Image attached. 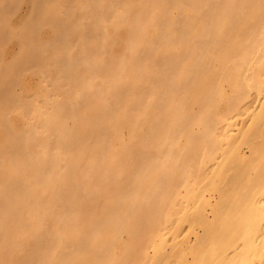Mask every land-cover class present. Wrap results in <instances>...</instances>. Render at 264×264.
<instances>
[{"label": "bare ground", "instance_id": "6f19581e", "mask_svg": "<svg viewBox=\"0 0 264 264\" xmlns=\"http://www.w3.org/2000/svg\"><path fill=\"white\" fill-rule=\"evenodd\" d=\"M0 264H264V0H0Z\"/></svg>", "mask_w": 264, "mask_h": 264}]
</instances>
